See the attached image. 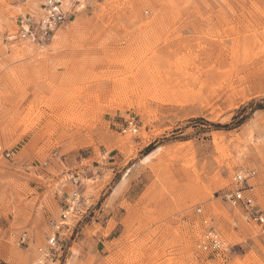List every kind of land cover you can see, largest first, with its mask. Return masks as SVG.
<instances>
[{"label": "rangeland", "instance_id": "rangeland-1", "mask_svg": "<svg viewBox=\"0 0 264 264\" xmlns=\"http://www.w3.org/2000/svg\"><path fill=\"white\" fill-rule=\"evenodd\" d=\"M43 1L0 0V262L264 264L225 197L264 210V0H72L47 36Z\"/></svg>", "mask_w": 264, "mask_h": 264}, {"label": "built area", "instance_id": "built-area-1", "mask_svg": "<svg viewBox=\"0 0 264 264\" xmlns=\"http://www.w3.org/2000/svg\"><path fill=\"white\" fill-rule=\"evenodd\" d=\"M57 4L58 2H55V5L52 6L50 11H48V16L51 20L58 23H62L66 20L67 15L65 12L57 8ZM41 29L42 30L45 29L48 34H50V32L54 30L53 26L51 25V22H47L46 27L41 26ZM33 33L37 37V33L34 28L31 27L30 29L22 28L19 32V36L23 38H30ZM13 36H14L13 38H16L15 35ZM121 129L123 132L137 133L139 130V123L135 117H131L124 120ZM11 155H12V151L9 148L4 147V145L0 142V156L11 157ZM255 173L256 172L254 170L239 171L234 176V179L237 182V184L244 185L247 183V180L251 178ZM225 197L231 202H233V204L240 205L243 208L242 215L244 219L248 222H254L260 225L262 233L264 234V210L256 209V207L252 204V200L244 194V187H239L233 191L227 192ZM66 216L67 213L64 214V217ZM205 238L206 239L202 243V247L205 250L212 249L213 251H223L228 248L227 246L224 247L225 242L214 230H210L205 235ZM25 239H26L25 237H22V241H25ZM49 242L50 245H55L56 236H53L52 240H50ZM43 252L45 256H49L50 254V251L48 249H46Z\"/></svg>", "mask_w": 264, "mask_h": 264}, {"label": "bare ground", "instance_id": "bare-ground-1", "mask_svg": "<svg viewBox=\"0 0 264 264\" xmlns=\"http://www.w3.org/2000/svg\"><path fill=\"white\" fill-rule=\"evenodd\" d=\"M78 1H80L79 2V5H78V8L79 9H83L85 7V0H78ZM55 2H58L57 8L60 9V10H62L64 12L66 10L62 6H60L59 3H62L63 5H69L72 2V0H44L42 2L41 6H40V9H41L42 13H43L44 10L47 11V13L44 14L42 16V19L40 20V23L39 24H41V22H43V24L42 25H38V27L36 28V30L39 29V26L40 27L41 26L42 27H46L47 26V22H51V25L53 26V29H55V27H57V25H60V23L51 20L49 18V16H48V11H50L51 8H52V6L55 5ZM24 27H25L24 29H30L29 25H27V24H25ZM42 31L47 36V34H48L47 31L45 29L42 30ZM11 37L13 38L14 36L12 35ZM52 37H53V44H52L51 48H57V46H59L58 44L60 43V41L64 40L63 38L65 36H64L63 32L60 31V29H58L57 32L55 31V33H54V35ZM30 38H32L34 41H36L39 38V36L37 35V37H36V35L33 33ZM23 39H29V38H23ZM41 39H42V37H41ZM76 195H78V193H76ZM50 240H52V237H50ZM44 259H45V257L40 258L39 259V263H43Z\"/></svg>", "mask_w": 264, "mask_h": 264}, {"label": "crops", "instance_id": "crops-1", "mask_svg": "<svg viewBox=\"0 0 264 264\" xmlns=\"http://www.w3.org/2000/svg\"><path fill=\"white\" fill-rule=\"evenodd\" d=\"M150 151H151V150H150ZM150 151H149V152H150ZM147 153H148V152H147ZM153 157H154V156H153ZM128 183H129V179H128L127 176H125L122 180H121V178H120L117 182H115V183L113 184V186H112L111 193H110V195L108 196L109 199H110V201H112V202H116L117 199H118V197L120 196V193L123 192V191L125 190V188L127 187ZM102 215H104V217H105V213H102ZM109 215H110V216H114L115 213H108L107 216H106V218H107L106 221H108V219H110V216H109ZM104 222H105V221H104ZM103 226H104V225H103ZM105 226H106V222H105ZM105 226H104V227H105ZM116 232H117V228L115 227V228L112 230V232H111V234H110V237H111V235L115 234ZM101 241H103V239H101ZM0 264H3V263L0 262Z\"/></svg>", "mask_w": 264, "mask_h": 264}]
</instances>
